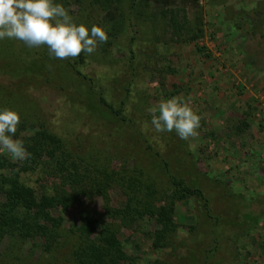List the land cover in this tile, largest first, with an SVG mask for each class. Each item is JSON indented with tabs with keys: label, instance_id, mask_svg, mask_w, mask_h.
Returning <instances> with one entry per match:
<instances>
[{
	"label": "rangeland",
	"instance_id": "obj_1",
	"mask_svg": "<svg viewBox=\"0 0 264 264\" xmlns=\"http://www.w3.org/2000/svg\"><path fill=\"white\" fill-rule=\"evenodd\" d=\"M58 2L74 23L84 24L89 31L103 24L101 11L90 0H54ZM182 14L177 15L179 21L200 24L197 39L175 41L171 29L163 31L157 17L142 21L149 31L154 26L155 34L140 36L136 30L142 19L129 14L109 45L99 44L93 54L81 53L75 59L50 57L46 46L29 48L19 40H0V86L5 92L14 86L24 90L10 98L20 118L31 115L34 122H44L69 141L80 136L79 144L90 154L113 156L99 157L109 169L139 166L154 176L147 168L158 162L155 152L167 161L183 156L179 162H190L198 172L194 176L202 180L205 198L194 196L175 203L174 239L190 242L195 235L201 251L208 254L206 264H264V0H195V6ZM110 25L106 23L104 30ZM31 64L34 70L41 68L32 75L35 88L26 80ZM75 70L92 79V88L89 79L76 76ZM44 75L70 87L71 99L52 85L40 84ZM87 94L94 99L101 95L114 109L120 108L127 120L114 119L105 126L99 115L87 112ZM172 97L189 103L201 117L196 137L183 140L175 131H155L149 109H158L159 103ZM145 122L148 128L142 130ZM20 178L37 192L58 182L43 167L21 173ZM107 195L112 208L123 199L115 187L107 189ZM104 205L96 196L82 199L80 205L69 208L65 222H74L79 208L100 217ZM227 213H233L232 221ZM113 224L120 223L117 219ZM153 228L147 218L119 227L118 238L128 256L125 264H179L166 258L168 249L152 247ZM9 247L8 239L0 242V264L12 261ZM13 250L18 262L11 264L22 260L51 264L34 240Z\"/></svg>",
	"mask_w": 264,
	"mask_h": 264
},
{
	"label": "trees",
	"instance_id": "obj_2",
	"mask_svg": "<svg viewBox=\"0 0 264 264\" xmlns=\"http://www.w3.org/2000/svg\"><path fill=\"white\" fill-rule=\"evenodd\" d=\"M90 2L102 13L101 27L104 28L106 23L109 25L111 23L109 29L105 30L111 38L103 43V46L109 45L119 32L123 21L131 15L136 16L137 20L142 19L140 22L145 18L150 20L159 18L164 25L161 29L166 31L167 27L170 28L175 41L190 42L201 34L199 23L191 25L185 19L182 21L177 19L178 13L185 14L187 9L195 6V0H90ZM58 4L62 5L59 2ZM133 25H136V22ZM136 32L143 37L149 34L151 38L150 35L155 34V28L152 26L149 31L142 22ZM157 39L159 40V36ZM129 53L132 55L131 49ZM34 68H36L34 64L27 68L30 76L26 80L35 88L36 83L32 75L39 73L41 68L35 70ZM75 74L82 79L88 78L92 88V79L78 70H75ZM47 76L41 78L40 84L52 85L56 92L71 99V92H68L70 87ZM23 91L20 86H14L5 92L0 86V110L4 108L12 110L15 101H11L10 98L16 94L22 95ZM85 107L90 114L99 115L105 120V126L113 123L114 119L127 120L121 116L120 108L114 109L101 95L94 99L87 94ZM106 134L111 135L110 131ZM100 135L99 132L96 137L99 138ZM13 139L21 140L31 156L19 161L5 156L0 150V242L3 239L9 240L11 250L7 251H10L12 258V261H7L6 264L18 260V256L12 254V249L17 251L21 244L29 240L38 242L41 252L51 260V264H125L128 256L118 238L119 227L122 225L130 227L143 218L153 221L151 245L154 249H168L165 252L166 258L179 264L207 263L208 254L201 251L195 235L190 242L174 239L175 203L188 197L205 198L201 186L203 182L199 175L194 176L198 172L190 162H179L183 156L181 159L177 156L167 161L155 152L161 162L158 160L147 168L152 170L150 173H154V176L146 174L144 168L136 167L135 164L131 169L112 170L105 164L106 161H100L99 157L108 159L113 156L107 152L99 157L90 154L87 148H82L83 146L79 144V141L82 143L80 136L77 135L74 137L75 140L69 141L45 126L44 122H34L33 117L28 114L20 118ZM175 146L179 147L178 144ZM147 148L151 150L153 146L147 144ZM91 158L92 161H89ZM36 167L48 170V173L58 180L57 184L53 183L51 188L37 192L35 188L21 180V173L33 172ZM161 175H164L162 180L158 179ZM110 187H115L123 198L120 205L114 208L107 204V189ZM95 196L105 202L102 216L90 215L79 208L77 219L66 224L65 216L69 208L80 205L82 199H92ZM233 213L226 214L230 221ZM117 219L120 224H113V220ZM214 220L215 224L219 223V218L215 217ZM23 261L25 260H22L21 264H26Z\"/></svg>",
	"mask_w": 264,
	"mask_h": 264
},
{
	"label": "clouds",
	"instance_id": "obj_3",
	"mask_svg": "<svg viewBox=\"0 0 264 264\" xmlns=\"http://www.w3.org/2000/svg\"><path fill=\"white\" fill-rule=\"evenodd\" d=\"M15 39L29 48L46 46L50 57L65 60L78 58L81 53L93 54L99 44L109 39L101 26L89 29L77 25L68 10L54 0H0V40ZM159 115H156V112ZM151 124L158 133L175 131L180 139L198 135L201 117L180 97L162 101L149 109ZM20 123L17 112L0 110V148L19 161L30 158L24 144L13 139ZM147 122L142 130H147Z\"/></svg>",
	"mask_w": 264,
	"mask_h": 264
}]
</instances>
